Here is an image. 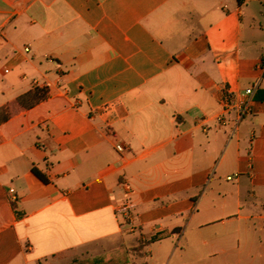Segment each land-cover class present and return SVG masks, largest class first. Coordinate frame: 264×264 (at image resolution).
<instances>
[{
  "label": "crops",
  "instance_id": "obj_1",
  "mask_svg": "<svg viewBox=\"0 0 264 264\" xmlns=\"http://www.w3.org/2000/svg\"><path fill=\"white\" fill-rule=\"evenodd\" d=\"M263 49L264 0H0V264H264Z\"/></svg>",
  "mask_w": 264,
  "mask_h": 264
},
{
  "label": "built area",
  "instance_id": "obj_2",
  "mask_svg": "<svg viewBox=\"0 0 264 264\" xmlns=\"http://www.w3.org/2000/svg\"><path fill=\"white\" fill-rule=\"evenodd\" d=\"M30 47H25L26 52H30ZM6 72H9V69H6ZM256 87L252 86L247 88L243 93L240 94L239 98H234V95L231 91L227 90L224 92L222 98L223 112L216 117V120L219 124L224 125L227 122V116L231 109H237L238 118L242 119L245 115L249 114L253 110L254 103V94ZM230 178V177H229ZM11 200L16 202L18 197L15 193V189L11 188ZM121 210L125 212L126 216L130 215V204L126 203L122 206Z\"/></svg>",
  "mask_w": 264,
  "mask_h": 264
},
{
  "label": "trees",
  "instance_id": "obj_3",
  "mask_svg": "<svg viewBox=\"0 0 264 264\" xmlns=\"http://www.w3.org/2000/svg\"><path fill=\"white\" fill-rule=\"evenodd\" d=\"M29 96H31V93H28V94L24 95L22 98H20V100L24 101ZM37 173L44 181H48V179L43 174H41L39 172H37ZM99 260H100L99 258H96V259H85V260H82V261H78L76 263H79V264H97V262Z\"/></svg>",
  "mask_w": 264,
  "mask_h": 264
},
{
  "label": "rangeland",
  "instance_id": "obj_4",
  "mask_svg": "<svg viewBox=\"0 0 264 264\" xmlns=\"http://www.w3.org/2000/svg\"><path fill=\"white\" fill-rule=\"evenodd\" d=\"M260 53L264 54V49L263 50H259Z\"/></svg>",
  "mask_w": 264,
  "mask_h": 264
}]
</instances>
